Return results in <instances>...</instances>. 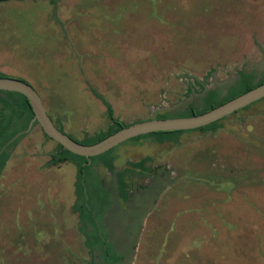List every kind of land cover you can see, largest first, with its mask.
Segmentation results:
<instances>
[{
    "label": "rangeland",
    "instance_id": "374dc122",
    "mask_svg": "<svg viewBox=\"0 0 264 264\" xmlns=\"http://www.w3.org/2000/svg\"><path fill=\"white\" fill-rule=\"evenodd\" d=\"M57 2H0V73L29 82L54 122L77 140L110 124L92 89L130 124L198 106L209 89L225 93L239 70H264V0ZM222 122L216 132L183 133L178 144L117 145L107 156L116 155L115 171H125V203L115 171L94 167L111 192L102 224L114 251L126 256L121 264H264V183L252 194L253 180L245 186L233 169L243 156L264 162V100ZM231 127L253 141L235 139ZM212 144L214 169L205 154ZM56 145L37 124L11 150L0 175V264L91 259L72 210L75 166L47 165ZM146 155L150 170H126L127 161ZM254 194L259 204L251 203ZM212 197L216 207H197ZM239 214L257 216L256 226Z\"/></svg>",
    "mask_w": 264,
    "mask_h": 264
},
{
    "label": "trees",
    "instance_id": "16d2710c",
    "mask_svg": "<svg viewBox=\"0 0 264 264\" xmlns=\"http://www.w3.org/2000/svg\"><path fill=\"white\" fill-rule=\"evenodd\" d=\"M9 1V0H0ZM24 1V0H18ZM45 1V0H41ZM50 5L57 4L58 0H46ZM56 9V8H55ZM0 77H12L6 76L0 73ZM18 78V77H14ZM27 82L22 78H18ZM196 83H199L197 80ZM264 82V70L259 74L255 72H246L243 70L238 71V78L235 82L229 85L226 92L223 93L220 89H209L204 92L200 97V105H191L187 109L176 112L172 115H167V112L158 113L154 118L162 119L169 117H185L204 113L209 111L230 99L245 93L246 91L262 84ZM29 83V82H27ZM30 84V83H29ZM31 85V84H30ZM92 93L99 98L105 106L106 115L110 124L106 130H99L93 135H85L83 140H77L68 134L70 137L79 141L82 144L96 143L110 134L120 130L123 127L129 125L125 123L114 114V109L95 89H92ZM264 100V97L253 102H259ZM253 103L239 109L244 110ZM239 110L233 112L229 116L236 114ZM34 117V112L30 105L29 100L21 93L7 90H0V175L11 155V150L17 146L20 140L26 135L28 126L31 119ZM228 116L211 122L205 126L198 127L189 130H173V131H158L149 132L146 134L138 135L129 140L142 143L146 140H151L155 143L172 142L178 144L181 134L186 132L200 131V132H216L222 127H226L222 122ZM54 121V120H53ZM139 121V120H138ZM55 123V122H54ZM37 121H34L32 127L37 125ZM55 125L64 132L63 128ZM31 127V128H32ZM30 128V129H31ZM230 131L234 134L235 139L244 142V144H250L253 138L239 130L236 127H231ZM44 135L48 137L45 133ZM116 147V146H115ZM115 147L105 151L102 154L86 158L85 156L74 154L65 149L62 145L57 143L56 149L51 153V157L47 162V165H58L64 162H71L75 166V180H74V201L72 203L73 212L78 216V231L84 237V245L89 249L91 253V259L88 264H121L124 260V256L114 251V248L110 244L105 234V226H103V220L106 213L113 206L111 192L108 190L97 169L94 167L101 166L106 171L112 173L115 171L116 155L107 156ZM96 158V161L93 159ZM151 160V157L146 155L137 161H127L126 164L129 168L135 171L150 170L145 165ZM102 180V181H101ZM115 183L117 188V196L122 202H127L130 195L127 191V182L125 180V171H115ZM140 190L146 192L144 187H139ZM149 189V188H148ZM104 218V219H103ZM98 253V261L94 260V254Z\"/></svg>",
    "mask_w": 264,
    "mask_h": 264
},
{
    "label": "water",
    "instance_id": "95a60500",
    "mask_svg": "<svg viewBox=\"0 0 264 264\" xmlns=\"http://www.w3.org/2000/svg\"><path fill=\"white\" fill-rule=\"evenodd\" d=\"M0 90L19 92L29 100L34 117L31 119L28 129L32 127L34 121H37L43 132L65 149L74 154L90 158L102 154L138 135L158 131L195 129L220 120L263 98L264 82L204 113L185 117L153 118L136 121L92 144H82L61 131L47 113L40 95L29 83L14 77H0Z\"/></svg>",
    "mask_w": 264,
    "mask_h": 264
},
{
    "label": "crops",
    "instance_id": "0c3cea01",
    "mask_svg": "<svg viewBox=\"0 0 264 264\" xmlns=\"http://www.w3.org/2000/svg\"><path fill=\"white\" fill-rule=\"evenodd\" d=\"M39 1H41V0H39ZM0 71H2V72H4L3 70H1L0 69ZM35 89V88H34ZM113 107V106H112ZM46 109V108H45ZM54 110V109H53ZM48 113V112H47ZM50 117H51V115H50ZM52 118V117H51ZM52 120H53V118H52ZM54 122V121H53ZM89 135V134H88ZM211 147V148H210ZM210 147H208L207 149V151H206V155H208V156H212V161H211V164H210V167H211V169H214L218 164L216 163V161H215V159L216 158H218L217 156H216V153H218V144H212ZM242 152H245V150H243ZM224 153V152H223ZM223 153H220L221 155L219 156L220 157V159L222 158V155H223ZM227 154V153H226ZM228 155H229V153H228ZM226 157V156H225ZM241 159H243V161H239V162H237V163H234V164H237L238 166H234L233 167V169H235L238 173H239V177H240V179H239V181L240 182H243V184L245 185V186H252V189L250 190L251 191V193L253 194L254 193V190H256L257 188L256 187H260L262 184L261 183H264V162H256V163H254V161L253 160H251L250 158H246L245 156H243ZM239 163V164H238ZM184 166L186 167V168H188L189 170H193V169H196L195 168V166L194 165H191V163H188V164H184ZM208 168H209V166H207ZM260 167V168H259ZM225 172V171H224ZM259 172L261 173V174H263V175H261L260 176V174H259ZM251 178V179H250ZM256 179H258V181H256ZM249 180H253L252 181V183H249L250 185H247L248 183V181ZM183 183V182H182ZM181 183V184H182ZM239 186H240V184H238ZM154 189V188H153ZM262 190H264V189H262ZM247 191H249V190H245V192H247ZM221 193H223V192H221ZM254 197L255 198H252V199H254V201H252L251 203L252 204H255V203H258L256 200H258V201H261V196H260V198H259V196H258V198H256V195L254 194ZM226 198H227V200H228V196L227 195H225V198H220V201L218 202L219 203V205L221 204V206H225L226 205ZM209 199V198H208ZM211 200H207V201H205V203H207V204H203V203H201V205H199V206H197L198 208L200 207L201 209H202V211H204V210H206V209H209V208H213V207H216L217 206V204L218 203H215V204H213V202H216L214 199V197H212V198H210ZM199 200H196V202H198ZM228 202L229 201H227V204H228ZM259 204V203H258ZM237 207V206H236ZM199 208V209H200ZM232 214H235L234 212L232 213ZM246 215V216H245ZM229 217H235V215H228ZM238 216V218H243V220H247V219H250L251 220V223H253V226H256V220H258V219H255L256 217H248L247 216V214H239V215H237ZM260 216V215H259ZM258 216V217H259ZM223 217H224V215H223ZM158 222H159V220H158ZM199 222H201V221H199ZM217 222H220V221H217ZM251 226V225H250ZM144 229H145V227H144ZM140 248H138V254L140 253V250H139ZM138 254H136L135 255V257L133 258V259H135L137 256H138ZM125 257L126 256H124V260H125ZM123 260V261H124ZM122 261V262H123ZM121 262V263H122Z\"/></svg>",
    "mask_w": 264,
    "mask_h": 264
}]
</instances>
